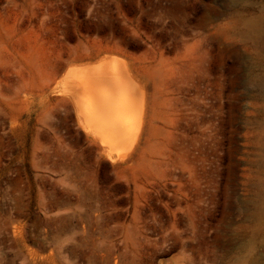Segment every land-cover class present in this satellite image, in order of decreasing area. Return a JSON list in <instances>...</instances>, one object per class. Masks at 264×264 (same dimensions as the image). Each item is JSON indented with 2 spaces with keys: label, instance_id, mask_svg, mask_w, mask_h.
<instances>
[{
  "label": "rangeland",
  "instance_id": "1",
  "mask_svg": "<svg viewBox=\"0 0 264 264\" xmlns=\"http://www.w3.org/2000/svg\"><path fill=\"white\" fill-rule=\"evenodd\" d=\"M99 59L145 105L124 156L73 96L72 72ZM252 261L264 0H0V264Z\"/></svg>",
  "mask_w": 264,
  "mask_h": 264
},
{
  "label": "bare ground",
  "instance_id": "2",
  "mask_svg": "<svg viewBox=\"0 0 264 264\" xmlns=\"http://www.w3.org/2000/svg\"><path fill=\"white\" fill-rule=\"evenodd\" d=\"M71 80L77 83L73 96L86 130L112 154L127 155L142 131L145 107L133 87L129 69L101 59L86 68H76ZM251 264L264 263L252 261Z\"/></svg>",
  "mask_w": 264,
  "mask_h": 264
}]
</instances>
